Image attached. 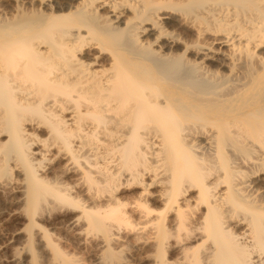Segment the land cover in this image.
I'll return each instance as SVG.
<instances>
[{"label":"bare ground","instance_id":"obj_1","mask_svg":"<svg viewBox=\"0 0 264 264\" xmlns=\"http://www.w3.org/2000/svg\"><path fill=\"white\" fill-rule=\"evenodd\" d=\"M0 200L15 264H264V0H0Z\"/></svg>","mask_w":264,"mask_h":264},{"label":"rangeland","instance_id":"obj_2","mask_svg":"<svg viewBox=\"0 0 264 264\" xmlns=\"http://www.w3.org/2000/svg\"><path fill=\"white\" fill-rule=\"evenodd\" d=\"M11 210L12 208L8 204L0 200V264H15L12 261V251L14 248L20 247L21 241L19 242L18 239H20L19 236L21 235L18 233L22 229L23 222L21 223L22 220L20 219L14 220L13 217L10 216ZM46 228L52 235V238L57 241L65 251L73 254L80 264H95L96 251L88 245L83 246L75 241L72 232L68 231L64 222L50 220V222L46 224ZM129 254H133V256L125 255L124 260H122L125 264L146 263L143 259H137V254ZM19 262L21 263L17 264H25L22 260ZM41 264H49V262L43 258Z\"/></svg>","mask_w":264,"mask_h":264}]
</instances>
